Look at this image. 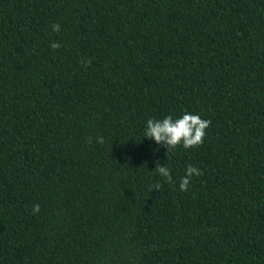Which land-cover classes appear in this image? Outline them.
Returning <instances> with one entry per match:
<instances>
[{
	"label": "trees",
	"instance_id": "obj_1",
	"mask_svg": "<svg viewBox=\"0 0 264 264\" xmlns=\"http://www.w3.org/2000/svg\"><path fill=\"white\" fill-rule=\"evenodd\" d=\"M0 264H264V0H0Z\"/></svg>",
	"mask_w": 264,
	"mask_h": 264
},
{
	"label": "clouds",
	"instance_id": "obj_2",
	"mask_svg": "<svg viewBox=\"0 0 264 264\" xmlns=\"http://www.w3.org/2000/svg\"><path fill=\"white\" fill-rule=\"evenodd\" d=\"M54 32L60 31V26L54 24L52 26ZM61 47L59 42H53L51 48L57 50ZM82 63L85 66H90L91 61H84ZM211 121L202 119L198 114H191L185 112L179 118H173L171 115L164 117L163 119H149L145 128V138L154 140L156 144L166 147L167 152L175 149L178 146H183L184 149H190L202 146L206 130L210 127ZM97 143L103 144V137L97 138ZM161 178L164 179L169 185H174L171 169L163 164L162 166L157 164L154 170ZM203 173L193 165H189L186 169L185 175L181 177L179 181V190L187 191L188 185L191 183L193 176H201ZM162 185L159 182L153 184V189L160 190ZM40 206L35 205L33 207V214H38Z\"/></svg>",
	"mask_w": 264,
	"mask_h": 264
}]
</instances>
